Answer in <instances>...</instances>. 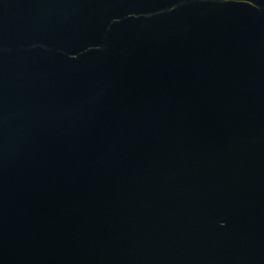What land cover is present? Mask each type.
<instances>
[{
    "label": "water",
    "instance_id": "95a60500",
    "mask_svg": "<svg viewBox=\"0 0 264 264\" xmlns=\"http://www.w3.org/2000/svg\"><path fill=\"white\" fill-rule=\"evenodd\" d=\"M0 264H264V0H0Z\"/></svg>",
    "mask_w": 264,
    "mask_h": 264
}]
</instances>
